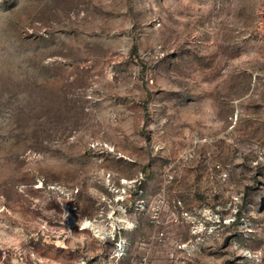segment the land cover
Masks as SVG:
<instances>
[{
  "label": "rangeland",
  "instance_id": "obj_1",
  "mask_svg": "<svg viewBox=\"0 0 264 264\" xmlns=\"http://www.w3.org/2000/svg\"><path fill=\"white\" fill-rule=\"evenodd\" d=\"M143 262L264 264V0H0V264Z\"/></svg>",
  "mask_w": 264,
  "mask_h": 264
},
{
  "label": "built area",
  "instance_id": "obj_2",
  "mask_svg": "<svg viewBox=\"0 0 264 264\" xmlns=\"http://www.w3.org/2000/svg\"><path fill=\"white\" fill-rule=\"evenodd\" d=\"M115 254L118 260L124 259V257L127 254V247L122 239L116 241ZM142 264H148V263L143 262Z\"/></svg>",
  "mask_w": 264,
  "mask_h": 264
}]
</instances>
